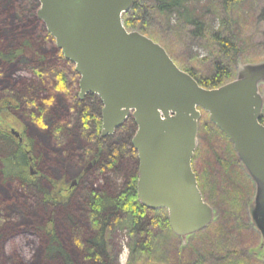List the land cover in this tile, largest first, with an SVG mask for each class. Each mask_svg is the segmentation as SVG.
<instances>
[{"label": "trees", "instance_id": "16d2710c", "mask_svg": "<svg viewBox=\"0 0 264 264\" xmlns=\"http://www.w3.org/2000/svg\"><path fill=\"white\" fill-rule=\"evenodd\" d=\"M199 1L135 0L123 20L128 30H138L161 43L178 66L202 86L215 88L234 79L238 57L248 56V26L256 14L246 9L250 0H210L206 14L201 15L196 8ZM34 6L35 10L40 7L38 0H0V242L4 228H22L15 224L22 213L28 214L33 209L39 213V209L53 216L56 208L64 207L62 220L70 232V242L61 240L54 226L55 219L51 217L50 226H43L48 238L45 261L38 258L34 263L43 260L46 263L42 264H117L108 235L120 227L128 229L130 234L129 264H264L262 260L240 255L239 250L231 251L226 245L241 230L237 213L243 210H236L235 206L240 201L244 203L246 197L236 178H241L242 185L247 181L249 194L253 193L227 136L210 123L212 130L227 141L232 156L231 161L225 162L215 156L208 167L212 178L208 171L205 173L209 184L205 192L212 198V206L223 207L221 218L196 233L191 242L180 243L170 227L167 210H152L139 201V160L132 142L137 131L135 119L128 118L114 135L100 137L101 99L89 94L81 100L80 74L75 64L58 48L52 56L44 53V43L55 39L37 24ZM209 14L218 19L217 28L212 27ZM16 40H19L17 44ZM186 41L202 42L211 49V56L198 60V57L179 54V43L184 45ZM28 51L36 54L29 67L33 76L12 81L8 67L23 56L28 59ZM256 57H247L246 62L255 61ZM205 64L208 72L202 70ZM3 81L8 82V87L2 85ZM20 120L47 134L42 154L36 153L35 141L27 130L22 133L27 142L25 146L8 130L9 125ZM45 159L62 168L71 163L83 168L96 160L93 174L96 179L104 178L105 184L99 191L93 189L92 181V186L85 182L78 188L81 192L85 186L92 189L81 195L82 214L70 208L73 200L56 195L54 190L60 181L55 182L48 176L53 190L44 186L45 177L40 178L38 174L42 162L47 163ZM126 162L131 164L126 181L122 186L116 185L107 176L123 172ZM31 166L38 174H31ZM204 197L209 203L208 197ZM78 216L82 217L80 221ZM72 249L79 250V260L72 255Z\"/></svg>", "mask_w": 264, "mask_h": 264}, {"label": "water", "instance_id": "95a60500", "mask_svg": "<svg viewBox=\"0 0 264 264\" xmlns=\"http://www.w3.org/2000/svg\"><path fill=\"white\" fill-rule=\"evenodd\" d=\"M38 1V18L80 74V99L94 94L103 103L100 137L135 119L140 203L167 210L172 231L185 245L213 222L215 209L193 169L206 112L254 181L250 212L264 245V62L240 65L235 79L206 88L161 43L126 28L123 16L135 0Z\"/></svg>", "mask_w": 264, "mask_h": 264}, {"label": "rangeland", "instance_id": "374dc122", "mask_svg": "<svg viewBox=\"0 0 264 264\" xmlns=\"http://www.w3.org/2000/svg\"><path fill=\"white\" fill-rule=\"evenodd\" d=\"M210 0H200L197 4V13L201 15L206 14V8L209 6ZM34 17L36 19L37 24L42 27V31H46V26L42 20L38 18L37 12L38 9L35 10L34 6ZM246 9L251 10L254 14H256L253 20L250 21V24L248 26V45L249 50L247 52V55L245 58L249 57L250 59L256 57L255 61H249L243 58L238 57V61L236 63V75L238 72V69L240 65L243 64H249V63H260L264 62V1L263 0H250V4L247 5ZM209 20L212 25V27L217 28L219 26V21L217 18L213 17L211 14H209ZM177 18L174 17V20ZM35 24V20L33 21V25ZM174 39V35L172 36ZM19 40L15 41V44L18 43ZM50 41V40H49ZM45 48L43 49L44 53H46L49 56H52L55 54L57 50V44L56 42L50 41V43H44ZM180 52L179 54H184L186 57H198V60H201L203 58H208L211 56V49H209L207 46L203 45L200 41H186L184 45H181L179 43ZM37 53L43 54L39 49L34 48ZM28 56V59H26L25 56L21 57L20 59L16 60L11 66H9V74L12 76V81H22L23 79H29L33 76L32 72L29 70V67L32 65V61L36 58V54L32 53L31 51H28L26 54ZM196 58H194L196 60ZM4 65V64H2ZM197 65V64H196ZM203 71L208 72L209 67L205 64L202 68ZM236 76L234 77V79ZM21 79V80H20ZM233 80V79H232ZM3 86L6 85L8 87V82L3 81ZM1 85V83H0ZM10 87V86H9ZM261 87V91L262 88ZM263 95H264V89H263ZM21 121V120H20ZM211 119L208 113L203 112L201 119L199 121V132H198V145L197 149L195 151V155L193 157V169L197 175L199 187L204 193L203 195L207 196L209 203L212 202V198L205 192L206 185L208 184V179H206L205 173L208 171L209 177H211V174L209 172V165L212 164V161L215 159V156H219L221 158V162L227 161L229 159L231 161V154L229 153V145L225 139H223L221 136H219L215 131L212 130L210 123ZM213 123V122H212ZM214 124V123H213ZM218 128V127H217ZM12 129H15L16 131L23 133V130H27V134L30 138L34 139L35 145H36V153H41V148H45V141L48 139V136L45 132L38 129V127L30 124L27 125L23 121L14 122L12 125H9L8 130L12 132ZM220 130V129H219ZM221 131V130H220ZM26 141V140H25ZM84 145V144H83ZM82 146V144H81ZM42 154V153H41ZM47 161V159H45ZM51 162V160H49ZM42 162V169L41 173L38 174V176L41 178L45 177L43 180L44 186H46L47 189L53 190L51 187L50 179L51 177L53 181H60V185L58 187H61L64 191L62 194H60V198L63 200H66L69 198V200H73L71 202V209L73 208L76 212H79L82 214V193L85 190H89L91 188H87L86 186L82 188V192L78 190V188L81 187L82 184L86 182V184H89L92 186L91 182L93 183V189L94 190H101L103 188V185L105 184V179H96L93 173L94 168L88 169V171L83 172L81 168L82 165L79 167H76L74 163H71L67 165L65 168L56 166L54 163L49 164ZM52 163V162H51ZM124 171L119 173H112L107 176L108 179H110L112 182H114L116 185H123L126 181L127 173H129L131 164L129 162H126L124 164ZM243 174L250 180V183L252 185L253 193L249 194V184L246 181L245 184L242 185V180L240 177L236 178V181L238 183V186L245 194V202L243 203L240 201V205L235 206L236 210H243V213H237L238 217V225H240L241 230H239L238 233H236V238L232 241H228L226 245L228 246L229 250L231 251H240V255H243L245 257L250 256L256 260H262L264 261V245H262L261 242V234L258 230V228L255 226V223L252 219V214L250 212L251 207L253 205L254 196L256 193V188L254 181L244 168L243 164H240ZM127 169V170H126ZM45 171V172H42ZM37 174V173H35ZM114 174V175H113ZM44 175V176H43ZM77 175V176H76ZM212 178V177H211ZM48 180V181H47ZM76 181L78 184L73 185V182ZM49 182V183H48ZM71 184L73 187L76 188H70ZM78 185V187H77ZM201 185V186H200ZM209 185V184H208ZM57 187V188H58ZM58 189L54 190L56 192V195L58 194ZM92 190V189H91ZM59 195V194H58ZM81 197V198H80ZM238 199V198H237ZM212 206V204H210ZM245 205V209H242V206ZM215 217L213 222L209 225L215 224L218 222L221 218L223 207H215ZM38 208V207H34ZM55 214L52 216L49 214V212L43 214L39 209V213L36 209L30 210L27 213H22L20 216H18V220H16L17 225L22 226L20 230L16 229L14 226L6 227L5 234L0 242V264H36L34 263V260L36 262V259H44V250L46 245L48 244V238L47 235H45L44 227L48 226L50 220L53 217L55 219L54 226L57 228V232L59 234V237L63 238V241L65 243H69L71 235L68 230V227L65 225V223L62 220L63 215L66 212V209L64 207H58L56 208ZM79 221L82 217H79ZM6 223V222H5ZM3 223V225H5ZM50 226V225H49ZM208 226V227H209ZM43 227V228H42ZM207 227V228H208ZM206 228V229H207ZM174 233V232H173ZM110 241L113 243L114 247V258L117 262V264H129L130 258H131V248L129 247V244L131 242L130 234L128 233V229H122L117 228L115 231L109 233ZM177 236V235H176ZM178 237V236H177ZM194 235L190 236L188 238V242H191L193 240ZM180 238V237H178ZM181 240V241H180ZM179 242L183 243L182 239L180 238ZM73 250V249H72ZM75 259L79 260L80 253L79 250L76 249V252L73 250V254ZM235 255V254H233ZM38 259V260H39ZM42 260V263H46ZM39 264H42L38 262Z\"/></svg>", "mask_w": 264, "mask_h": 264}, {"label": "flooded vegetation", "instance_id": "af4514ba", "mask_svg": "<svg viewBox=\"0 0 264 264\" xmlns=\"http://www.w3.org/2000/svg\"><path fill=\"white\" fill-rule=\"evenodd\" d=\"M262 86H264V84H262V85H260V89H261V87ZM263 89H264V87L262 88V91H263ZM261 91V92H262ZM263 93V92H262ZM89 95V94H88ZM88 95H86V96H88ZM83 100V99H82ZM261 122L262 123H264V110H263V115H262V118H261ZM11 134L13 135V136H15V138L16 139H18L19 140V143H22V144H24V146L25 145H27V142L25 141L26 140V138L22 135V133H20L19 132V136H17V135H15V134H13L12 132H11ZM228 138V137H227ZM229 139V138H228ZM233 144V143H232ZM233 148H234V146H233ZM234 151H235V149H234ZM235 153H236V151H235ZM236 155H237V153H236ZM237 157H238V155H237ZM238 161H239V163L241 164V161L239 160V158H238ZM96 165V160H94V161H92V162H90L84 169H82V171L83 172H85V171H88V169H90V168H94V166ZM35 173H37L38 174V172L34 169V167L33 166H31V174H35ZM36 175V174H35ZM76 184H78V183H75L74 184V182H73V185H76ZM73 185L71 184V187L70 188H73ZM58 190V194H62L63 193V189L61 188V187H58L57 188ZM210 204V203H209ZM215 209V208H214ZM261 234V233H260ZM261 242H262V235H261Z\"/></svg>", "mask_w": 264, "mask_h": 264}]
</instances>
